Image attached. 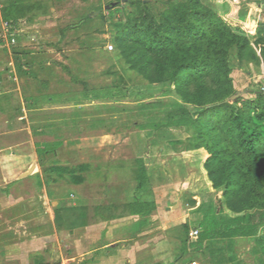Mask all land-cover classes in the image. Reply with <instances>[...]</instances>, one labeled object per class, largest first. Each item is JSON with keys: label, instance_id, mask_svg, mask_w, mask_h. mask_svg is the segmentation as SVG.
Listing matches in <instances>:
<instances>
[{"label": "crops", "instance_id": "crops-1", "mask_svg": "<svg viewBox=\"0 0 264 264\" xmlns=\"http://www.w3.org/2000/svg\"><path fill=\"white\" fill-rule=\"evenodd\" d=\"M8 3L0 0V264H180L182 239L177 238L176 228L181 217L175 216L180 203L177 200L161 208L158 199L167 203L181 178H146L148 174L111 182L86 178L92 160L77 163L88 166L80 184H72L70 178H38L42 169L55 163L69 166L75 152L102 150L106 139L113 138L108 131L113 118H103L101 109L95 108L100 105L96 103L99 98L93 94L84 97L85 90L80 96L85 102L72 106H94L95 110H68L71 103L65 88L70 77L60 60L54 69L43 62L23 61L49 49L34 47L43 43L42 34H36L40 31L25 34L33 20L4 21L2 9ZM6 23L22 28L6 33ZM72 133L79 136L75 141L65 137ZM45 135L57 138L34 140ZM53 144L59 146L38 154L44 145ZM141 158L137 156L138 161ZM8 165L20 170L22 176L36 165L40 172L35 169L36 178H7L11 170ZM89 186L95 188L87 196L83 191ZM88 198L95 202L89 204ZM137 201L154 209L147 216L135 215L128 204ZM70 207L88 209L90 222L69 229L61 217L63 227L58 228L57 210ZM168 230L173 235H168Z\"/></svg>", "mask_w": 264, "mask_h": 264}, {"label": "trees", "instance_id": "trees-1", "mask_svg": "<svg viewBox=\"0 0 264 264\" xmlns=\"http://www.w3.org/2000/svg\"><path fill=\"white\" fill-rule=\"evenodd\" d=\"M128 4L139 10L118 25L114 39L118 56L148 83L174 84L180 99L160 124H154L160 131L157 138L170 140L168 129L187 127L192 149L201 148L208 155L203 168L212 186L222 191L221 205L225 204L232 213L222 214L214 204L201 210V231L194 240L187 236L182 239V251L207 254L212 264H243L230 251L236 241L248 240L253 264H264V93L250 92L252 98L241 95L226 100L235 94L229 78L230 48L236 47L237 57L243 61L248 56L249 34L253 32L251 36L260 41L264 27L249 29L248 20L242 16L234 18V24L223 21L201 0H168L160 18L140 2ZM43 11L42 5L34 1L9 0L2 17L13 24L22 19L32 21L44 15ZM94 19L96 16L89 14L67 28L74 29ZM57 146L44 145L37 152L41 156ZM87 170V165L63 167L55 163L44 173L46 178H70L77 185L84 181ZM139 172L142 178L143 169ZM128 207L139 216H147L154 209L142 201ZM61 217L69 229L90 222L85 208L57 210L58 228L63 227ZM183 229L186 235L188 226ZM222 242L228 249L220 245Z\"/></svg>", "mask_w": 264, "mask_h": 264}, {"label": "rangeland", "instance_id": "rangeland-1", "mask_svg": "<svg viewBox=\"0 0 264 264\" xmlns=\"http://www.w3.org/2000/svg\"><path fill=\"white\" fill-rule=\"evenodd\" d=\"M29 1L32 0H23V2ZM167 1L36 0L35 2L42 5L45 14L33 18L31 28L25 34L40 31L36 34L39 36L42 34L43 43L39 42L34 47L37 49L38 46L44 45L49 50L36 53L23 61L43 62L50 65L48 68L54 69L58 62L56 60H60L59 64L68 69L64 72L65 75L70 77V85L65 88L71 103L67 106L68 110H84L88 113L95 110L94 106L82 108L72 106L74 102H85L81 97L86 91L87 95L84 97L93 94L99 98L96 103L100 105L95 108L101 109L103 118L114 119L111 120L113 123L110 122L108 125V131L112 133L113 138L106 139L102 150L75 152V158H71L68 153L71 159L68 162L69 166H77L78 162L92 160L91 173L85 175L86 178H107L110 182L120 181L123 178H140V169H143L144 174H148L146 178H181V182H178L176 190L174 189L167 203H164L161 197L158 199L159 207L174 205L178 200L180 204L177 209L179 210L175 216L181 217V225L176 228L177 238L183 239L187 236L190 240L194 230L198 233L201 231L199 226V219L202 218L201 210L208 205L214 204L217 211L222 214L231 215L232 213L225 204L221 205L222 191L212 186L203 168L208 155L204 154L201 148L192 149L190 130L188 131L187 127L171 128L168 129L170 140L157 138L160 131L156 130L155 125L160 124L163 118L176 107V104L180 103V99L174 92V84L148 83L136 70L129 69L124 59L118 56L114 44L119 23L125 22L131 13L135 14L134 12L139 10L134 8L136 5L133 7L128 4L129 2L142 3L156 18H160L166 9ZM201 1L223 21L234 24V18L238 19L242 16L248 20L247 25L251 26L249 29L264 27V0ZM173 2L177 3V0ZM107 6L109 7L106 8ZM89 14H94L96 19L74 29L67 28L69 25L78 23L79 20H84ZM21 28L22 26L16 25L10 31L16 33ZM252 34L254 33L249 34L250 46L246 52L248 56L243 61L238 59L236 47L230 48L228 56L232 92L235 94L242 92L245 99L253 97L248 95L250 92L264 93V33L260 34V41L258 37H252ZM109 45H113V51L107 50ZM253 56L255 61L252 60ZM188 108L194 111V108L190 106ZM51 137L57 138V136L45 135L34 140L45 142ZM65 137L75 141L79 136L72 133ZM108 140L113 142L116 140L119 143L110 144L107 143ZM156 140L159 142L153 145L152 143L157 142ZM138 155H142L141 161H138ZM50 158L51 155L47 157V159ZM47 159L45 158V161ZM9 168L11 170L8 169L7 173L13 176L8 175L7 178L20 176V178H36L33 175L37 172L35 171L37 165L32 169L28 168L29 170L26 168L27 173L30 174L25 176L20 175L21 171L15 170L12 165ZM44 169H42L41 177L38 178H46ZM53 177L55 178V175ZM94 188L89 186L83 192L86 191L87 196H90ZM70 199L75 200L73 197ZM89 200V204L95 202L94 198ZM184 226H188L186 235ZM167 232L171 235L172 231ZM220 245L228 249L226 242ZM182 247L180 264H212L207 254L184 253ZM251 247L252 244L248 240H239L234 243V250L229 251L238 260L243 261V264H253ZM173 251L175 254L176 249Z\"/></svg>", "mask_w": 264, "mask_h": 264}, {"label": "built area", "instance_id": "built-area-1", "mask_svg": "<svg viewBox=\"0 0 264 264\" xmlns=\"http://www.w3.org/2000/svg\"><path fill=\"white\" fill-rule=\"evenodd\" d=\"M4 29H5V32L6 33H8L10 30H11V26H9V24H5L4 25ZM11 43H14L15 42V40L13 39V37L11 36ZM107 50H109V51H113V45H109V46H107ZM197 236H198V231L197 230H194L193 232H192V234L190 235V240H192V239H196L197 238Z\"/></svg>", "mask_w": 264, "mask_h": 264}, {"label": "water", "instance_id": "water-1", "mask_svg": "<svg viewBox=\"0 0 264 264\" xmlns=\"http://www.w3.org/2000/svg\"><path fill=\"white\" fill-rule=\"evenodd\" d=\"M124 1V0H122ZM109 6H107L106 8H108ZM242 95V92H237L235 95L231 96L230 98L227 99V101H232V100H235L237 97L241 96ZM30 173H27V174H24L25 175H28Z\"/></svg>", "mask_w": 264, "mask_h": 264}]
</instances>
